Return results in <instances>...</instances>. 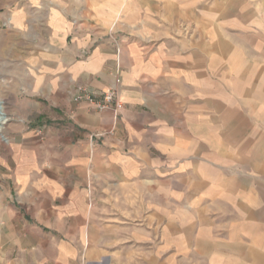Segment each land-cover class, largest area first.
<instances>
[{
  "label": "crops",
  "instance_id": "obj_1",
  "mask_svg": "<svg viewBox=\"0 0 264 264\" xmlns=\"http://www.w3.org/2000/svg\"><path fill=\"white\" fill-rule=\"evenodd\" d=\"M19 3L0 49L50 122L17 125L0 264H264V0ZM117 78V107L72 98Z\"/></svg>",
  "mask_w": 264,
  "mask_h": 264
},
{
  "label": "rangeland",
  "instance_id": "obj_2",
  "mask_svg": "<svg viewBox=\"0 0 264 264\" xmlns=\"http://www.w3.org/2000/svg\"><path fill=\"white\" fill-rule=\"evenodd\" d=\"M19 4V0H0V37L3 43L8 44L14 41L10 34L12 28L10 15L12 14L13 7ZM2 31H4V34H2ZM88 52L89 50L85 49L82 51V56L87 55ZM19 62L18 52L12 49H0V104L4 106L3 111L8 115V121L4 129L0 130V253H22V250L19 249L20 243L15 245L13 239L17 241L18 237H22L26 230L22 225L10 226L4 223L3 220L8 212L11 213L10 210H7L8 204L12 203V198H14V201L16 198L13 190L17 187V184L9 175L14 173L20 155L19 147L14 146L18 142L16 141L19 134L17 125L24 124L28 128L33 129L37 126L36 133L43 138L45 136L46 124L50 122H47L46 119L32 122L22 112V108L20 107L21 98L18 96L16 88L12 85L16 81ZM77 85L75 84L72 87L71 94ZM94 135L104 137L107 134L105 132H96ZM42 155H44L43 151ZM16 207L19 209V204L16 203ZM17 220L19 221V219ZM32 235L36 236L37 240L41 239L46 242L48 247L52 246V242L50 240L45 241L44 236L39 238L40 234L38 232H33ZM22 244L28 245V241L25 240Z\"/></svg>",
  "mask_w": 264,
  "mask_h": 264
},
{
  "label": "built area",
  "instance_id": "obj_3",
  "mask_svg": "<svg viewBox=\"0 0 264 264\" xmlns=\"http://www.w3.org/2000/svg\"><path fill=\"white\" fill-rule=\"evenodd\" d=\"M119 83L120 79L117 78L114 85L98 92L84 84H78L72 93V98L77 102L91 103L99 109L117 107L120 105Z\"/></svg>",
  "mask_w": 264,
  "mask_h": 264
},
{
  "label": "bare ground",
  "instance_id": "obj_4",
  "mask_svg": "<svg viewBox=\"0 0 264 264\" xmlns=\"http://www.w3.org/2000/svg\"><path fill=\"white\" fill-rule=\"evenodd\" d=\"M4 106L0 104V130L4 129V126L7 122V116L3 111Z\"/></svg>",
  "mask_w": 264,
  "mask_h": 264
}]
</instances>
